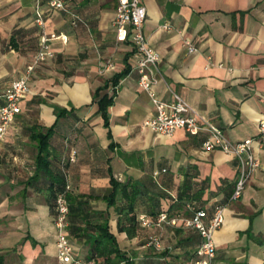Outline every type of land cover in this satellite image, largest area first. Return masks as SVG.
Segmentation results:
<instances>
[{"label":"crops","instance_id":"obj_1","mask_svg":"<svg viewBox=\"0 0 264 264\" xmlns=\"http://www.w3.org/2000/svg\"><path fill=\"white\" fill-rule=\"evenodd\" d=\"M47 1L41 0L44 9ZM66 2L85 23L73 24L69 12L56 10L44 15L42 29L36 0H0V104L38 49L41 32L60 35L51 42L53 56L32 72L22 110L0 140L4 264H63L56 246L55 179L70 185L73 205L80 206L81 216L73 212L71 225L96 232L92 226L108 219L120 248L139 264H192L198 230L158 224V217L152 220L148 213L149 200L135 209L138 225L130 231L120 228V219L126 221L132 212L125 215L109 203L110 173L164 192L160 212L169 216L172 196L186 176L197 184L206 180L202 207L208 216L217 204L225 205L224 221L214 232L213 264H264V136L258 128L264 116V0H142L144 33L161 55L154 86L159 96L171 100L177 92L233 141L254 138L260 164L237 199L231 194L238 160L222 149H206V132L180 128L163 135L145 124L157 110L138 83L135 46L117 40L118 0ZM186 39L198 50L188 51ZM127 65L130 71L116 86L106 125L95 92ZM105 91L112 93L113 87ZM56 108L66 112L57 117ZM51 126L52 175L38 174L37 134ZM182 210L191 214L187 205ZM142 215L151 220L149 226L141 224ZM151 235L161 236L160 246L149 242ZM69 236L75 255L88 259L91 244Z\"/></svg>","mask_w":264,"mask_h":264},{"label":"built area","instance_id":"obj_2","mask_svg":"<svg viewBox=\"0 0 264 264\" xmlns=\"http://www.w3.org/2000/svg\"><path fill=\"white\" fill-rule=\"evenodd\" d=\"M62 10L69 12L72 16V23H85L82 16L71 10L66 0H48L47 8H43L41 0H36V20L42 27L45 25L44 15L47 12ZM147 10L142 0H118L113 26L116 31L117 40L120 42H131L137 51V58L134 69L138 73V83L146 90L152 98L156 107V114L145 121V124L159 134L169 135L177 129H184L191 134L206 132L203 139V146L206 149H222L232 154L238 160V179L231 199H237L242 195L244 187L254 170L259 166L260 160L255 156L252 144L254 138L247 137L238 141L231 140L226 133L216 124L203 118L199 112L180 94L173 93L171 100L162 99L155 90V84L160 80L161 71L159 62L160 53L152 47L144 33L143 25L146 19ZM60 37L55 32H41L39 46L32 59L26 65L25 70L15 78L1 95L4 102L0 104V140L4 137L6 130L15 120L22 110L21 100L29 90V81L32 72L41 63L53 56L51 42ZM184 44L188 51L194 52L198 47L190 39H186ZM259 134L264 136V116L258 121ZM70 185L67 183L65 190H60L55 196V225L57 256L63 264H101L96 259H81L74 253L73 245L70 241L69 233V200L67 191ZM191 212L190 215L182 213L169 216L166 211L160 212L157 223L169 222L174 225L191 227L198 230L200 243L196 250V257L192 264H213L216 257L217 248L214 239V232L224 221L225 205L217 204L213 213L208 216L204 208H198L194 202L187 204ZM141 224L149 226L151 220L145 215L140 217ZM150 243L156 246L161 245L160 235H151Z\"/></svg>","mask_w":264,"mask_h":264},{"label":"trees","instance_id":"obj_3","mask_svg":"<svg viewBox=\"0 0 264 264\" xmlns=\"http://www.w3.org/2000/svg\"><path fill=\"white\" fill-rule=\"evenodd\" d=\"M130 71V66L127 65L122 71L115 73L112 78L107 81L103 86L98 88L95 92V98H97L99 104V111L102 113L105 119V124H109L108 117V108L113 103L114 96L116 94V86L119 84L121 78H123ZM109 86L113 87L112 93L106 90ZM66 110L57 109V117L62 116ZM54 126L47 128L46 131L38 132V155L36 157L37 171L52 175V172L49 170V140L53 132ZM112 191L107 195L108 201L110 204L116 203V208L119 212L127 215L132 212L131 216L125 219H120V228L130 231L131 227L138 225V220L136 218V207L138 205H143L147 200L148 204V213L151 216L152 220H155L160 214L161 210V199L167 195L162 191L150 190L143 184L141 181L136 180L132 177H127L125 180H120L110 173ZM57 182L56 188H53L52 191L56 193L60 190H65L66 184L60 179H55ZM206 180H203L199 184L193 183L191 177L186 176L182 183L178 186V189L172 199L173 203L170 204V210L172 213L170 215H175L178 213L183 214L182 208L187 205V202L197 203L198 208H203V193L206 189ZM67 197L69 200V214L68 221L70 224L69 233L74 235H79L86 238V241L91 244V253L89 254L88 259H96L101 264H139L136 261V258L129 254L127 251H124L120 248L118 244L117 237L110 230L108 219H104L102 222L96 223L94 230L96 232H91L89 230L82 231L81 226H76L75 224L71 225V216L75 213L81 216V211L79 205H73V196L67 191ZM188 210V208H187ZM74 225V226H73ZM93 230V229H92ZM0 264H4V255L0 253Z\"/></svg>","mask_w":264,"mask_h":264}]
</instances>
